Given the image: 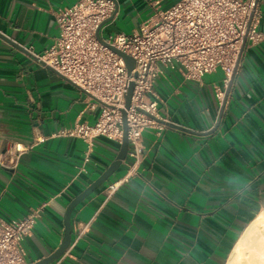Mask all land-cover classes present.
<instances>
[{
    "label": "crops",
    "instance_id": "obj_1",
    "mask_svg": "<svg viewBox=\"0 0 264 264\" xmlns=\"http://www.w3.org/2000/svg\"><path fill=\"white\" fill-rule=\"evenodd\" d=\"M77 0H0V217L42 210L23 240L32 264L63 241L69 203L117 156L121 144L100 136L85 165L86 144L65 134L94 123L101 106L42 64L55 41V12ZM179 0H117L102 33H132L157 9ZM260 39L245 46L229 81L217 68L201 80L164 67L155 83L162 119L142 132L138 161L127 153L113 175L71 211V241L49 264H226L264 208V0ZM218 93L222 96L219 97ZM221 117V118H220ZM220 121L217 129L208 133ZM130 172L110 197L109 182Z\"/></svg>",
    "mask_w": 264,
    "mask_h": 264
},
{
    "label": "built area",
    "instance_id": "obj_2",
    "mask_svg": "<svg viewBox=\"0 0 264 264\" xmlns=\"http://www.w3.org/2000/svg\"><path fill=\"white\" fill-rule=\"evenodd\" d=\"M254 6L255 0H179L168 9H157L132 33L104 35L103 25L100 35L107 44L99 40L96 31L115 13L114 0H77L57 10L59 34L39 57L107 103L93 99L90 108L101 106L96 121L76 122L65 132L86 144L79 171L86 170L97 137L122 143V108L126 110L128 154L136 161L140 159L143 130L160 124L137 107L159 117L160 96L155 83L164 67L178 68L188 80H201L221 68L225 81H229L244 37L247 36L246 45L260 39L258 10ZM109 45L133 56L130 74L124 58ZM131 81V105L126 108ZM129 176L130 172L109 182L106 198ZM41 210V206L32 207L21 217H0V264H27L23 240L32 233Z\"/></svg>",
    "mask_w": 264,
    "mask_h": 264
},
{
    "label": "water",
    "instance_id": "obj_3",
    "mask_svg": "<svg viewBox=\"0 0 264 264\" xmlns=\"http://www.w3.org/2000/svg\"><path fill=\"white\" fill-rule=\"evenodd\" d=\"M115 1V4H116V10H115V13L117 12L118 10V3H117V0H114ZM258 1L259 0H255V6L254 7H257V4H258ZM115 13L113 15H111L109 18H107L106 20H104L98 27L97 31H96V35L97 37L99 38V40L101 42H103L104 44H107L106 41H104V39L101 37L100 35V28L105 24L107 23L108 21L112 20L113 17L115 16ZM253 14V13H252ZM252 14H251V17H252ZM0 36L6 40H8L11 44H13L14 46H19L17 45L16 43H14L12 40L10 39H7V37H5L4 35H2L0 33ZM246 42H247V36L244 37L243 39V42H242V46H241V49H240V52H239V55H238V58H237V61H236V64H235V67H234V70L232 72V75L230 77V80H229V83H228V87H227V90H226V95L224 97V102L222 104V107H221V115L223 113V109L225 107V102H226V99H227V96L231 90V87H232V84H233V81H234V78H235V74H236V71H237V67L239 65V62H240V59H241V56L243 54V51L245 49V45H246ZM115 52H117L118 54H120L124 60H125V63H126V66H127V71H128V74L131 73V70L133 68V65H134V58L132 55L128 54L127 52L115 47V46H112V45H109ZM30 55L34 56L35 58H38L42 64L46 65L47 67H49L50 69H52L53 71L57 72L59 75H61L63 78L67 79L68 81L72 82L73 84H75L76 86H78L79 88H81L82 90H84L86 93H88L93 99H95L96 101L100 102L101 104L103 105H107V103H105L104 101H102L101 99H99L98 97H96L95 95H93L92 93L88 92L87 90H85L83 87H81L80 85H78L77 83H75L73 80H71L69 77H67L66 75H64L63 73H61L60 71H58L55 67L47 64L43 59H41L39 56H37L36 54H33V53H30ZM133 87H134V82L131 81L130 84H129V89H128V92L126 94V103H125V107L128 108L130 105H131V97H132V92H133ZM137 109L147 113L148 115H150L151 117L155 118L156 121L158 122H161V123H164L168 126H172V127H175V128H178L180 130H183V131H189V132H192V133H196L195 131L193 130H190L188 128H185L181 125H178V124H175L169 120H166V119H162L160 117H157L156 115L150 113V112H147L145 111L144 109H142L141 107H137ZM122 111V116H123V139H122V143H121V146H120V149H119V152L117 154V156L115 157V159L110 163V165L103 171V173H101V175L95 179L84 191H82L79 195H77L68 205L67 209H66V213H65V222H66V231H65V235H64V238H63V241L61 242L60 246L58 247V249H56L53 253H51L50 255L46 256V257H43L41 259H39L38 261H35L34 263L32 264H49L51 263L52 261L56 260L58 257H60L64 252L65 250L67 249V247L69 246L70 244V241H71V223H70V214H71V211L72 209L79 203L81 202L87 195H89L92 191H94L96 188H98L99 186H101L104 182H106L112 175L113 173L117 170V168L119 167V165L124 161V159L126 158L127 156V153H128V148H129V142H128V137H127V121H126V110L125 108H122L121 109ZM221 118V117H220ZM220 121H218L216 123V125L210 130L208 131V133H211L213 131H215L219 125Z\"/></svg>",
    "mask_w": 264,
    "mask_h": 264
},
{
    "label": "bare ground",
    "instance_id": "obj_4",
    "mask_svg": "<svg viewBox=\"0 0 264 264\" xmlns=\"http://www.w3.org/2000/svg\"><path fill=\"white\" fill-rule=\"evenodd\" d=\"M226 264H264V208L245 229Z\"/></svg>",
    "mask_w": 264,
    "mask_h": 264
}]
</instances>
